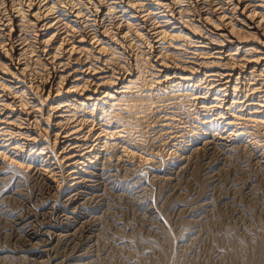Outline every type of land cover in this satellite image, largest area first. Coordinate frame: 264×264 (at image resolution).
<instances>
[{
	"label": "bare ground",
	"instance_id": "6f19581e",
	"mask_svg": "<svg viewBox=\"0 0 264 264\" xmlns=\"http://www.w3.org/2000/svg\"><path fill=\"white\" fill-rule=\"evenodd\" d=\"M213 147L264 163V0H0V181L59 199L16 218L29 260L112 167Z\"/></svg>",
	"mask_w": 264,
	"mask_h": 264
},
{
	"label": "rangeland",
	"instance_id": "374dc122",
	"mask_svg": "<svg viewBox=\"0 0 264 264\" xmlns=\"http://www.w3.org/2000/svg\"><path fill=\"white\" fill-rule=\"evenodd\" d=\"M222 150L169 151L155 174L132 177L112 167L64 220L67 236L35 262L21 251L29 245L16 218L32 213L44 222L50 215L39 211L47 197L59 199L42 181L1 180L0 264H264V163Z\"/></svg>",
	"mask_w": 264,
	"mask_h": 264
}]
</instances>
